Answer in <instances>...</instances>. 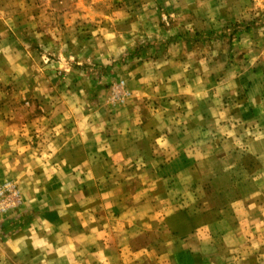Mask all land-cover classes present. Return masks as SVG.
<instances>
[{
  "label": "crops",
  "instance_id": "obj_1",
  "mask_svg": "<svg viewBox=\"0 0 264 264\" xmlns=\"http://www.w3.org/2000/svg\"><path fill=\"white\" fill-rule=\"evenodd\" d=\"M21 3L0 0L4 80L24 74V44L4 20ZM168 46L127 76L131 97L111 112L45 105L54 91L31 79L49 116L45 151L25 147L27 125L0 102V183L20 194L0 216V264H264L263 107L227 120L196 58Z\"/></svg>",
  "mask_w": 264,
  "mask_h": 264
},
{
  "label": "rangeland",
  "instance_id": "obj_2",
  "mask_svg": "<svg viewBox=\"0 0 264 264\" xmlns=\"http://www.w3.org/2000/svg\"><path fill=\"white\" fill-rule=\"evenodd\" d=\"M15 15L4 20L11 40L24 44L26 63L22 80H4L0 72V102L27 125L28 150H46L49 117L28 95L31 79L54 91L45 105L80 106L90 116L94 109L111 112L131 97L127 76L134 79L144 61L169 57L172 43L196 58L202 91L213 92L227 120L254 121L259 107L264 116V0H22ZM31 20L38 26L21 27Z\"/></svg>",
  "mask_w": 264,
  "mask_h": 264
},
{
  "label": "built area",
  "instance_id": "obj_3",
  "mask_svg": "<svg viewBox=\"0 0 264 264\" xmlns=\"http://www.w3.org/2000/svg\"><path fill=\"white\" fill-rule=\"evenodd\" d=\"M19 202V191L14 184L4 182L0 185V214L12 209Z\"/></svg>",
  "mask_w": 264,
  "mask_h": 264
}]
</instances>
